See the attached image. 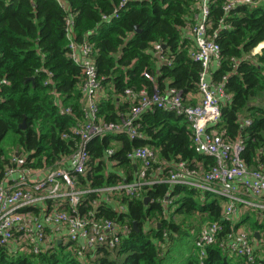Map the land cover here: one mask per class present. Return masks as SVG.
<instances>
[{
    "label": "trees",
    "instance_id": "obj_1",
    "mask_svg": "<svg viewBox=\"0 0 264 264\" xmlns=\"http://www.w3.org/2000/svg\"><path fill=\"white\" fill-rule=\"evenodd\" d=\"M64 1L65 5L59 0H0V178L17 149L34 165H53L77 148V139L63 136L86 119L85 77L82 66L71 58L65 30L71 12L75 40L93 44L97 74L106 90L98 99L102 120L121 121L131 114L135 99L129 89L174 87L185 98L198 91L202 64L192 55L193 42L184 29L195 21L199 0L131 2L118 18L110 19L103 14H111L120 0ZM229 2L214 0L210 12L209 32L217 31L215 40L222 53L213 79L224 82L229 95L215 127L227 140L243 137V159L259 167L264 165V47L261 52L253 50L264 42V0L226 11ZM156 42L163 44L166 62L156 54ZM61 107L71 112L62 113ZM140 122L144 138L107 132L90 141L92 168L85 182L108 186L136 178L128 152L139 145L157 147L160 158L168 162H214L196 151L184 115L153 108L142 114ZM8 135L13 149L3 144ZM163 169L160 175L167 171ZM156 170V166L150 169L148 177ZM94 196L91 193L88 199ZM167 196L174 197V203L166 205ZM99 197L100 217L130 226L116 248L102 247L95 257L81 259L63 243L40 253L14 252L4 246L0 264H252L247 254L228 246L230 234L242 222L248 223L244 228L253 245V264H264V218H251L248 213L255 212H247L241 220L223 219L224 198L218 194L160 182L145 185L139 195L113 192L109 199ZM166 209L170 212L164 213ZM193 217L198 219L194 227L188 221ZM215 221L222 228L201 257L197 246L201 226Z\"/></svg>",
    "mask_w": 264,
    "mask_h": 264
},
{
    "label": "built area",
    "instance_id": "obj_2",
    "mask_svg": "<svg viewBox=\"0 0 264 264\" xmlns=\"http://www.w3.org/2000/svg\"><path fill=\"white\" fill-rule=\"evenodd\" d=\"M63 5L64 0H59ZM148 0H120L111 14H103L104 19L118 18L121 11L132 2ZM214 0H199L195 21L184 29L185 35L193 42L192 55L202 64L198 81L201 99L191 103L182 92L174 87L163 91L155 86L152 91L132 89L127 93L135 99L132 112L121 121H105L99 117L98 96L101 81L94 61L93 44L77 42L73 35L74 15L71 12L66 22L71 58L82 66L85 94V121H78L63 136L78 140L77 148L53 165H34L24 152L18 149L11 158V164L0 178V247L14 252L40 253L63 243L81 259L95 257L100 248H116L122 233L127 232V224L98 215L100 195L109 199L113 192L132 196L139 195L147 184L170 182L183 184L203 192L215 193L224 198L222 216L233 221L243 212H255L264 218V165L252 167L241 153L246 142L243 137L227 140L215 127L221 118L222 104L229 95L224 82L216 81L211 74V64L222 60L221 45L209 32L211 4ZM259 0H230L224 6L226 11L240 4H257ZM223 27L227 24L223 23ZM163 44L155 43V52L162 54ZM153 108H162L184 115L190 125L196 151L214 158L206 165L203 161L188 163L185 160L164 161L161 176L149 178V170L154 169L157 160L155 149L149 145L133 147L128 157L139 162L142 167L133 180H123L108 186H93L83 178L87 177L90 166L89 143L96 136L107 132H127L131 138H144L138 130L142 114ZM62 113H70L71 108L61 107ZM249 123L250 120H247ZM113 153V149L108 150ZM94 193L91 200L88 196ZM174 197L167 196L165 204H172ZM92 204V205H91ZM86 206L85 210L82 207ZM123 206H120L122 208ZM240 212V213H239ZM222 223L204 224L197 239L201 257L205 246L214 242ZM228 246L235 252L247 254L254 263L256 257L249 232L244 228L230 234Z\"/></svg>",
    "mask_w": 264,
    "mask_h": 264
},
{
    "label": "crops",
    "instance_id": "obj_3",
    "mask_svg": "<svg viewBox=\"0 0 264 264\" xmlns=\"http://www.w3.org/2000/svg\"><path fill=\"white\" fill-rule=\"evenodd\" d=\"M194 22V21H193ZM192 22H190L189 24H191ZM188 24V25H189ZM264 47V42L262 43H260L254 50H253V53H257V52H261V50H262V48ZM163 61L164 62H166L164 59H163ZM218 65H217V62H213L212 64H211V69H210V71H211V74L213 75V73H214V70L216 69V67H217ZM166 90H168V88L166 89ZM166 90H164V91H166ZM105 88H100V91H99V96H98V99L100 100V98H101V96H104V94H105ZM187 101H189V102H191V103H195V102H198V101H200V99H201V95H200V93H199V91H197L196 93H193V94H189L188 96H187ZM85 104V103H84ZM85 107H86V104H85ZM149 146H151V145H149ZM151 147H153L154 149H155V151H156V153H157V160H156V162H155V165H154V169H155V166H156V171H155V174H154V176H161L160 174V170L161 169H159L160 167H161V164H164V159H161L160 158V152H159V149L157 148V147H154V146H151ZM134 164H135V167H136V170L135 171H133V173H131V174H134V175H136V177H137V174H138V170L139 169H141V167H142V165L139 163V162H137V161H134ZM113 169V168H112ZM111 169V170H112ZM113 170H115V169H113ZM123 173H124V176H125V172L124 171H122ZM130 174V172L128 171L127 172V176ZM125 180H128L127 179V177H126V179ZM147 197V196H146ZM173 210V208H170V211H172ZM169 210H167L166 209V212H164V213H167V212H170ZM241 214V213H240ZM259 217V216H258ZM260 218V217H259ZM263 218V217H262Z\"/></svg>",
    "mask_w": 264,
    "mask_h": 264
},
{
    "label": "rangeland",
    "instance_id": "obj_4",
    "mask_svg": "<svg viewBox=\"0 0 264 264\" xmlns=\"http://www.w3.org/2000/svg\"><path fill=\"white\" fill-rule=\"evenodd\" d=\"M263 43V42H262ZM3 144L5 145V147H12V149H13V144L11 143V135H8L4 140H3ZM15 149V148H14ZM240 213V212H239ZM245 213H247V212H244V213H241V214H238L237 216H235L238 220H241V219H243V216L245 215ZM250 216H251V218H253L254 216L256 217V215L257 216H259L258 214H256V213H248ZM260 217V216H259ZM260 218H262V217H260ZM197 218H191V219H188V221H189V223H191V225H193V227L195 226V225H197L198 224V222H197V220H196ZM246 225H248V223L247 222H242V224H241V229H243L244 230V227L246 226ZM198 226H200V224L198 225ZM202 227V226H201ZM191 234H194V232L193 233H191ZM191 240H194V235H192L191 236Z\"/></svg>",
    "mask_w": 264,
    "mask_h": 264
},
{
    "label": "water",
    "instance_id": "obj_5",
    "mask_svg": "<svg viewBox=\"0 0 264 264\" xmlns=\"http://www.w3.org/2000/svg\"><path fill=\"white\" fill-rule=\"evenodd\" d=\"M21 126H24V124H22ZM146 202L148 200V197L145 198ZM134 225H136V222H134ZM258 234V233H257Z\"/></svg>",
    "mask_w": 264,
    "mask_h": 264
}]
</instances>
